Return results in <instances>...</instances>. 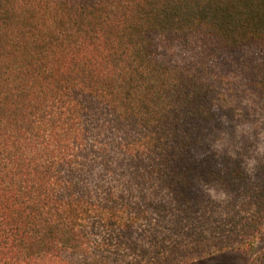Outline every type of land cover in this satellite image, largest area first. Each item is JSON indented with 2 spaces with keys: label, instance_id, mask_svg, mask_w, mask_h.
Segmentation results:
<instances>
[{
  "label": "trees",
  "instance_id": "16d2710c",
  "mask_svg": "<svg viewBox=\"0 0 264 264\" xmlns=\"http://www.w3.org/2000/svg\"><path fill=\"white\" fill-rule=\"evenodd\" d=\"M264 0H0V264H264Z\"/></svg>",
  "mask_w": 264,
  "mask_h": 264
},
{
  "label": "crops",
  "instance_id": "0c3cea01",
  "mask_svg": "<svg viewBox=\"0 0 264 264\" xmlns=\"http://www.w3.org/2000/svg\"><path fill=\"white\" fill-rule=\"evenodd\" d=\"M243 253L235 252V251H225L216 255H212L209 257H206L204 259H201L199 261H196L192 264H198V263H204L207 261H215V262H226L225 264H248L246 263V259L243 256Z\"/></svg>",
  "mask_w": 264,
  "mask_h": 264
},
{
  "label": "rangeland",
  "instance_id": "374dc122",
  "mask_svg": "<svg viewBox=\"0 0 264 264\" xmlns=\"http://www.w3.org/2000/svg\"><path fill=\"white\" fill-rule=\"evenodd\" d=\"M262 248H264V241L257 243V247H256L257 251L260 250V249H262ZM243 256H245L244 258L246 259V263L251 264V261L253 259V255L244 254ZM225 263L226 262H223V261H220V262L207 261V262H204V263L203 262L202 263L200 262L198 264H225Z\"/></svg>",
  "mask_w": 264,
  "mask_h": 264
}]
</instances>
